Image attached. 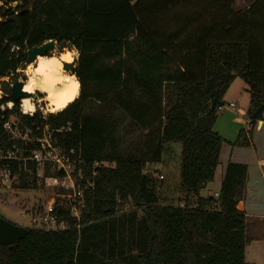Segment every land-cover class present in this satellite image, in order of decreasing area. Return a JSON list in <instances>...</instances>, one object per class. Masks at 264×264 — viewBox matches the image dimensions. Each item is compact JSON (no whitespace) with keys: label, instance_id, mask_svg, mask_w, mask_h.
Segmentation results:
<instances>
[{"label":"trees","instance_id":"16d2710c","mask_svg":"<svg viewBox=\"0 0 264 264\" xmlns=\"http://www.w3.org/2000/svg\"><path fill=\"white\" fill-rule=\"evenodd\" d=\"M0 1L18 2L0 8V78L16 73L29 49L55 40L79 48L83 85L74 104L47 118L23 115L18 101L0 110V156L14 146L38 148L12 138L5 128L12 117L31 135L38 126H69L60 144L81 154L87 174L101 164L80 219L59 212L67 228L22 227L0 216V264H247L238 204L248 166L228 163L218 200L200 191L215 180L224 139L214 126L236 78L248 85L250 107L249 129L233 145L250 146L264 118V0L241 11L234 0ZM1 85L5 105L11 88ZM90 101L98 105L87 115ZM117 112L142 133L143 147L129 156ZM174 142L182 144L179 205L161 193L164 181L150 165ZM7 163L22 167L17 187L39 186L22 163L0 157V168ZM28 166L36 172V163Z\"/></svg>","mask_w":264,"mask_h":264},{"label":"rangeland","instance_id":"374dc122","mask_svg":"<svg viewBox=\"0 0 264 264\" xmlns=\"http://www.w3.org/2000/svg\"><path fill=\"white\" fill-rule=\"evenodd\" d=\"M234 9L236 11L244 10L248 7V5L251 3V0H234ZM18 2L10 3L8 6L4 5L2 1H0V8L5 7H11L14 8ZM2 20L0 15V21ZM58 46V43H56ZM66 45L71 46L69 42H66ZM27 61H25L23 64L20 65L19 68L26 67ZM76 71V68L73 70ZM22 77V73L17 72L12 74L9 77L0 78V91L2 90V87L5 85H1V82H6L9 87L12 89L13 84L16 81H20ZM7 78V79H5ZM26 79V77H23ZM238 82L235 83L233 86V90L238 89V84L240 82H243L242 79H237ZM248 88V86H247ZM4 93V92H3ZM238 106L237 108L230 107L229 104L225 106V110L220 111L219 117H222L225 114H231V116L235 115V112L239 113L240 117H233L234 120H237L239 123V126L245 127V117H243L240 113V110H245L246 106H242V98H237ZM19 109H20V101H18ZM97 103L90 101L88 102V108L86 110L87 115H92L94 112L93 109L97 108ZM250 105V104H249ZM5 108H7V103L4 105ZM249 109V108H248ZM246 111V110H245ZM244 111V112H245ZM233 113V114H232ZM36 114H40L43 116L39 111H37ZM119 116V131L121 133V136L123 138L122 143V155L123 156H129L130 153L136 152L139 147H143V141H142V133L137 128H134L129 125V119L121 112H117V115ZM47 118V117H46ZM226 125L227 123L224 122ZM6 130L9 134H11L12 138L21 140L23 142H29L30 133L28 130H23L18 127V124L15 122V118H10L8 122ZM249 124V123H248ZM232 127H236L237 124L231 123ZM240 130V129H239ZM243 130V128H241ZM246 130V129H245ZM253 136V134H252ZM140 144V145H139ZM182 151V144L179 142L170 143L166 146V151L164 152V156L161 163H151V167L154 168L155 176L159 179V175L163 174L165 176L164 179H162L164 182L162 183L161 187V193L167 198L168 202H172L175 205H179L180 203V197L181 194L178 192V185L176 183V178L178 174V170L181 166L180 161V154ZM111 166H114V164H111ZM220 172L218 171V177L220 179ZM153 174V175H154ZM160 180V179H159ZM218 180V179H217ZM217 181H213L209 183V187H207V190L203 191V197H207L208 192L210 189L212 191H218V186L221 185V182L219 180L218 184ZM43 185V184H42ZM39 185L37 188L33 189H22L17 187L18 185H14L13 187H1L0 188V216L10 220L11 222L20 225L22 227H28V228H37V229H57L55 225H45L42 221L41 213L43 209L46 208V205L48 201L51 200H59L62 202H66L68 197L64 195L63 191L60 190V188L57 187V185ZM171 186V187H168ZM65 199H67L65 201ZM62 200V201H61ZM131 203L128 205L130 206ZM133 205V204H132ZM126 206L125 208H127ZM131 209V208H130ZM59 228V227H58ZM257 240H250L249 244L250 249L255 247ZM264 244V243H263ZM253 254L251 253V256Z\"/></svg>","mask_w":264,"mask_h":264},{"label":"built area","instance_id":"2783aa9c","mask_svg":"<svg viewBox=\"0 0 264 264\" xmlns=\"http://www.w3.org/2000/svg\"><path fill=\"white\" fill-rule=\"evenodd\" d=\"M234 105L235 103L229 104L230 107ZM224 108L225 105L220 106L219 111H222ZM7 126L8 124H5V128ZM69 129V126L60 129H52L48 124L38 126V133L35 135L30 134L31 139H29V142H23L25 145H28L30 142H37V149L23 151L21 148L14 146L0 156L11 162L22 163L25 172L36 176L38 185H57L64 195L70 199H65L67 201L63 204L59 200L48 201L46 208L41 213L43 223L45 225H55L57 229H65L68 225L65 220L59 222L58 214L62 210H67L72 217L80 219L81 210L84 208L85 193L89 189H94L98 168L101 166L99 162H95L90 174H87L85 162L81 154L76 152L75 149L68 150L60 144L58 133ZM29 161L36 163L35 173L28 166ZM47 170H49V174H47ZM21 172L22 167L15 169L11 163L2 166L0 168V186L10 188L14 185H19L21 183ZM47 178H51L54 181L47 183ZM164 178L163 174L159 175L160 180ZM212 196L216 200L220 197L219 192L213 193ZM184 206L185 203L182 202L181 207Z\"/></svg>","mask_w":264,"mask_h":264},{"label":"crops","instance_id":"0c3cea01","mask_svg":"<svg viewBox=\"0 0 264 264\" xmlns=\"http://www.w3.org/2000/svg\"><path fill=\"white\" fill-rule=\"evenodd\" d=\"M237 79L240 78H236L231 84L224 97V102L225 106L230 103H235L233 108H237L239 103L236 99L239 97L242 98V106H246V111L242 109L240 113H244L242 116L245 117L246 120L245 127L239 126L238 121L233 118L240 117L238 112H235L234 116L225 113L222 117L218 116L214 129L223 137L224 143L221 148L220 163L217 167L214 181H217L216 183L218 184L220 180L222 183L224 172L229 162L242 163L248 166L246 190L242 200L238 204V208H240L246 216V231L249 242L250 240H257L256 243L259 244H256L255 247L250 249L248 242L245 259L247 264H264V212L259 213L261 207H264V168H258L257 166L258 161H264V118L262 121L258 122L254 128L250 146L233 145L238 138L241 128L246 130L249 129V121L246 114L250 107V93L247 88L248 85L243 82L238 84V89L233 90V86L238 82ZM224 122H226L227 125ZM231 123L237 124V126L232 127ZM219 170H221L220 179L218 177ZM180 172L181 167L178 170L176 178L177 184H175L178 186L180 185ZM220 186L221 185L218 186V191L213 192L212 189H210L207 197L212 196L215 192H219ZM207 187H209V184L200 191L202 197L204 195L203 191L207 190ZM251 253L253 254L252 256Z\"/></svg>","mask_w":264,"mask_h":264},{"label":"clouds","instance_id":"9594fccd","mask_svg":"<svg viewBox=\"0 0 264 264\" xmlns=\"http://www.w3.org/2000/svg\"><path fill=\"white\" fill-rule=\"evenodd\" d=\"M53 44L55 47L49 54H37L26 67L17 68V72L22 73L19 82L25 94L20 100L23 115L34 116L37 111L45 118L49 114L56 115L65 111L81 96L83 85L77 72L72 70L78 67L81 56L79 48L65 45L61 50L55 42ZM66 65L70 68H66ZM3 96V91H0V99ZM14 107L13 100L7 101L8 110ZM4 108V105H0V110ZM257 166L264 168V161H258ZM261 212H264V207H261Z\"/></svg>","mask_w":264,"mask_h":264},{"label":"water","instance_id":"95a60500","mask_svg":"<svg viewBox=\"0 0 264 264\" xmlns=\"http://www.w3.org/2000/svg\"><path fill=\"white\" fill-rule=\"evenodd\" d=\"M53 42L58 43L57 41L55 40H50L48 42H45L44 44L42 45H39V46H34L33 48L29 49L28 50V57H27V63H30L32 62L37 54H49L50 53V50L53 49L55 46L53 44ZM66 45V42H60L58 43V46L61 48V50L63 49V47ZM66 68H70V66L66 65L65 66ZM74 70V69H72ZM23 85L19 82V81H16L13 86H12V89H11V97H12V100L15 102V101H20L21 98L23 96H25L24 93H22L21 89H22Z\"/></svg>","mask_w":264,"mask_h":264}]
</instances>
